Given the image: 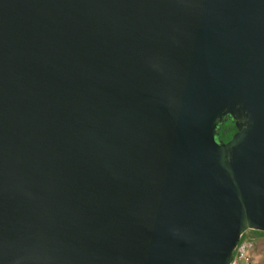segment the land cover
Wrapping results in <instances>:
<instances>
[{
	"label": "water",
	"instance_id": "95a60500",
	"mask_svg": "<svg viewBox=\"0 0 264 264\" xmlns=\"http://www.w3.org/2000/svg\"><path fill=\"white\" fill-rule=\"evenodd\" d=\"M248 230L264 0H0V264H231Z\"/></svg>",
	"mask_w": 264,
	"mask_h": 264
},
{
	"label": "rangeland",
	"instance_id": "374dc122",
	"mask_svg": "<svg viewBox=\"0 0 264 264\" xmlns=\"http://www.w3.org/2000/svg\"><path fill=\"white\" fill-rule=\"evenodd\" d=\"M244 239H251L252 246L247 251V256L238 259L236 264H264V235H256L248 230Z\"/></svg>",
	"mask_w": 264,
	"mask_h": 264
},
{
	"label": "flooded vegetation",
	"instance_id": "af4514ba",
	"mask_svg": "<svg viewBox=\"0 0 264 264\" xmlns=\"http://www.w3.org/2000/svg\"><path fill=\"white\" fill-rule=\"evenodd\" d=\"M232 125L231 130L227 131V126ZM236 132V127L234 121L227 115L224 117V121L219 125L218 135L216 136V140L219 142H227L232 135ZM228 133H230V137H228ZM227 134V135H226Z\"/></svg>",
	"mask_w": 264,
	"mask_h": 264
},
{
	"label": "built area",
	"instance_id": "2783aa9c",
	"mask_svg": "<svg viewBox=\"0 0 264 264\" xmlns=\"http://www.w3.org/2000/svg\"><path fill=\"white\" fill-rule=\"evenodd\" d=\"M251 246H252L251 239H243L240 243H238L235 249L236 253L233 257L231 264H236L238 259L245 258L247 256V251Z\"/></svg>",
	"mask_w": 264,
	"mask_h": 264
},
{
	"label": "trees",
	"instance_id": "16d2710c",
	"mask_svg": "<svg viewBox=\"0 0 264 264\" xmlns=\"http://www.w3.org/2000/svg\"><path fill=\"white\" fill-rule=\"evenodd\" d=\"M232 128V125H228L227 126V131L231 130ZM227 135V134H226ZM228 137H230V133H228L227 135ZM253 231V233H255L256 235H264V231H259V230H251ZM245 235H246V232L241 236L240 240H239V243L245 238ZM236 251H234V255H235Z\"/></svg>",
	"mask_w": 264,
	"mask_h": 264
}]
</instances>
